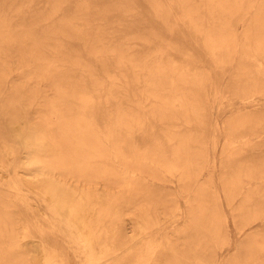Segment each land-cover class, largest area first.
<instances>
[{"label": "bare ground", "instance_id": "obj_1", "mask_svg": "<svg viewBox=\"0 0 264 264\" xmlns=\"http://www.w3.org/2000/svg\"><path fill=\"white\" fill-rule=\"evenodd\" d=\"M263 147L264 0H0V264H264Z\"/></svg>", "mask_w": 264, "mask_h": 264}, {"label": "rangeland", "instance_id": "obj_2", "mask_svg": "<svg viewBox=\"0 0 264 264\" xmlns=\"http://www.w3.org/2000/svg\"><path fill=\"white\" fill-rule=\"evenodd\" d=\"M180 39V38H179ZM178 38H175L174 40H178ZM12 73L8 76L9 80L12 79ZM225 82L223 83L222 86H224V84L226 83V80H224ZM221 101H223V104L226 102V98L223 97L221 99ZM229 108V106H225L224 109ZM229 112H218L215 109L212 111L211 115L208 116V118H210L209 120L214 123L217 124V126L221 127L223 125V122L225 120V118H227L229 116ZM212 133V136H214V141L216 142V146L215 148L210 147L209 149V154L211 155V160L214 162V166H212L211 168L217 173V171L220 169L219 166V155L221 153L222 150V146L224 143V133L219 129L216 130L214 132H210V130H206L204 129L203 132H201V134L205 137L210 136ZM247 136L252 137L253 135L251 134H247ZM255 153V151H251L249 149H245L243 151H241L239 157L236 158V160L241 161V162H246L247 160H249V156L251 154ZM262 153L264 154V147L262 149ZM219 177L218 175H215V182L217 184V193L216 196H214V200L212 199L209 204L211 203L213 210H215L216 212H221L223 213V215L225 216L227 222H226V232L228 234L229 237V242L227 244V246H224L221 250H220V255H222L221 257H226V256H230V257H237L239 258L240 256L243 257L245 254V251L247 250V245L245 244V242L243 241V234L239 233L238 230L235 227V224L233 222V219L231 218V212H230V207L229 205L226 204V198L225 195L223 193V191L220 188L219 185ZM235 201H238L239 199H234ZM127 229H128V233L132 232V224H127ZM166 229H170V226H166ZM248 231V230H247ZM246 264H250V263H246Z\"/></svg>", "mask_w": 264, "mask_h": 264}]
</instances>
